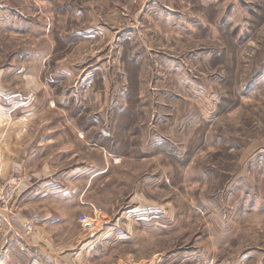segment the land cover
<instances>
[{
	"label": "rangeland",
	"instance_id": "rangeland-1",
	"mask_svg": "<svg viewBox=\"0 0 264 264\" xmlns=\"http://www.w3.org/2000/svg\"><path fill=\"white\" fill-rule=\"evenodd\" d=\"M23 113L50 169L0 173V264H264V0H0L14 154Z\"/></svg>",
	"mask_w": 264,
	"mask_h": 264
},
{
	"label": "crops",
	"instance_id": "crops-1",
	"mask_svg": "<svg viewBox=\"0 0 264 264\" xmlns=\"http://www.w3.org/2000/svg\"><path fill=\"white\" fill-rule=\"evenodd\" d=\"M30 113L17 115V120H15L17 123L14 121L8 123V125H12V134L14 139L17 140V149L14 150L16 154L5 149V145H2L3 142L0 141V173H4L11 166H17L19 170L18 176L21 178L19 180L20 188L17 196L19 197L18 201L23 203L31 201L34 191L32 189L36 184L37 177L44 176L43 174L47 175V172L50 169L48 160L45 159V157L48 156V147H50V141L48 139L50 135L48 133L32 132L29 129V123L34 119V116ZM5 118L3 120H5ZM2 122L1 119L0 132L3 131L2 133L8 134L11 128L4 126L6 124ZM15 135H17V137ZM6 157L8 160L4 161ZM35 162H42V164L38 167L39 163L36 165ZM36 168L40 169V171H37ZM31 177L34 178L32 182L30 179ZM22 219H24V216L21 220ZM35 264L40 263L36 262Z\"/></svg>",
	"mask_w": 264,
	"mask_h": 264
},
{
	"label": "built area",
	"instance_id": "built-area-1",
	"mask_svg": "<svg viewBox=\"0 0 264 264\" xmlns=\"http://www.w3.org/2000/svg\"><path fill=\"white\" fill-rule=\"evenodd\" d=\"M18 187H20V181L17 180V186L15 188L18 189ZM5 189V185L1 184L0 180V209L2 205L8 206L13 201L15 195V190L12 187H9L7 192H5Z\"/></svg>",
	"mask_w": 264,
	"mask_h": 264
},
{
	"label": "bare ground",
	"instance_id": "bare-ground-1",
	"mask_svg": "<svg viewBox=\"0 0 264 264\" xmlns=\"http://www.w3.org/2000/svg\"><path fill=\"white\" fill-rule=\"evenodd\" d=\"M141 155V154H140Z\"/></svg>",
	"mask_w": 264,
	"mask_h": 264
}]
</instances>
